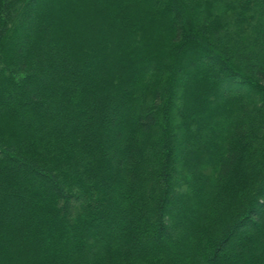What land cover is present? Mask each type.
<instances>
[{"label": "trees", "instance_id": "1", "mask_svg": "<svg viewBox=\"0 0 264 264\" xmlns=\"http://www.w3.org/2000/svg\"><path fill=\"white\" fill-rule=\"evenodd\" d=\"M0 264H264V0H0Z\"/></svg>", "mask_w": 264, "mask_h": 264}]
</instances>
